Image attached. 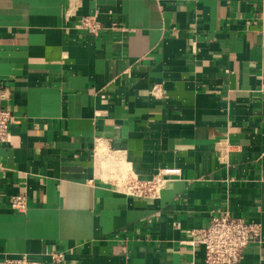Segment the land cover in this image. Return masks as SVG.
Wrapping results in <instances>:
<instances>
[{"label": "crops", "instance_id": "obj_1", "mask_svg": "<svg viewBox=\"0 0 264 264\" xmlns=\"http://www.w3.org/2000/svg\"><path fill=\"white\" fill-rule=\"evenodd\" d=\"M0 83V264H205L191 231L224 211L264 264V0H0ZM159 172V198L123 192Z\"/></svg>", "mask_w": 264, "mask_h": 264}, {"label": "built area", "instance_id": "obj_2", "mask_svg": "<svg viewBox=\"0 0 264 264\" xmlns=\"http://www.w3.org/2000/svg\"><path fill=\"white\" fill-rule=\"evenodd\" d=\"M113 28L117 26L114 22ZM77 27L85 30L88 34L100 36L104 22L99 13L82 16ZM8 89L0 83V142L9 139L12 122V112L3 105L8 99ZM227 149V148H226ZM225 148L220 153V161L225 162L227 151ZM167 178L162 172L155 174L152 178L141 179L131 173L124 180L123 192L125 194L146 198L157 199L166 186ZM12 209L25 212L28 209V196L25 192L12 195L9 198ZM194 239L192 244L202 246L204 249L205 264H239L245 249L252 243L262 238V227L259 223H253L244 218L235 217L228 212L215 213L210 217L208 224L200 229L192 230ZM53 264H64L66 252L60 249H52L47 252ZM2 264H45L42 260L34 259L27 254L14 258H6Z\"/></svg>", "mask_w": 264, "mask_h": 264}]
</instances>
